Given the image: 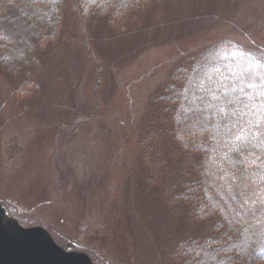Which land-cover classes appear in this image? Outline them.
<instances>
[{
    "label": "rangeland",
    "instance_id": "obj_1",
    "mask_svg": "<svg viewBox=\"0 0 264 264\" xmlns=\"http://www.w3.org/2000/svg\"><path fill=\"white\" fill-rule=\"evenodd\" d=\"M97 1L0 0V206L92 264H264V245L243 253L231 242L250 240L244 219L264 241V160L246 158L256 182L239 189L224 158L231 121L217 116L210 129L204 111L190 126L199 109L166 121L163 99L217 43L264 63V0H128L117 15ZM203 88L191 81L178 105L191 108ZM177 122L190 146L213 132L210 209L206 191L198 211L183 191L192 158L153 144ZM224 211L233 225L212 220Z\"/></svg>",
    "mask_w": 264,
    "mask_h": 264
},
{
    "label": "trees",
    "instance_id": "obj_2",
    "mask_svg": "<svg viewBox=\"0 0 264 264\" xmlns=\"http://www.w3.org/2000/svg\"><path fill=\"white\" fill-rule=\"evenodd\" d=\"M127 3L128 0L97 1L100 11L112 8L113 15H117L119 9H121L120 7L127 5ZM225 43L230 44V47L232 48L226 52V60L220 62L222 68L220 69L219 67V69L216 68L213 70L212 66H215L218 62L212 64V60H219V57L222 55L219 54V51L223 50ZM237 51L240 52L239 50L234 49L233 42L227 41L215 44L205 53V55L199 57L195 62H193L192 66L188 70L180 71L177 76H175V82L178 81V85H175V82H172V85H170L169 88V93L164 95L163 99L165 102L164 109L166 108L167 110V115L164 119L166 121H171L172 116L173 118L179 116L180 112L184 118L192 116L193 113L195 114V117H191L190 119V126L192 124L194 126H198L200 125V122L206 118V126L211 129V125L215 123L217 116V118L222 117L225 120L227 118L231 121L228 129H232L230 131L233 133L232 136L235 138L232 141L230 140V143L227 144V149L225 150L224 148L225 152L224 150H222V152L225 153V157H223L226 158L225 160L228 169L235 177V184L238 185L239 189H242L245 185L248 186L251 182L252 184H255L256 182L254 172L249 168L250 166H248L246 158L254 157L260 161L264 160V107L260 106L259 100V97L264 96V87L261 86L264 84V63H256L255 61L252 62L251 66H249L248 64L251 62L244 57H237ZM241 53L244 54L243 51H241ZM207 68L212 71L206 70ZM205 70L206 78L203 77ZM196 80L201 81L204 87L202 93L198 92L199 95L196 96L197 100H195V102L191 105L188 104L191 108L184 107V105L181 104L178 105L177 94H181L182 96L189 95V84L191 81L194 83ZM249 84L253 85V87H249ZM241 89H243V91H241ZM244 105H248V107H245ZM252 105H256V107H253ZM193 109H199V111L190 113V110ZM204 111L206 112V117L203 113ZM209 112L212 113V116ZM179 125L180 122H177L175 123V128H173L172 125L168 128L167 126L164 128L159 127V131L163 134V138L159 139L152 134V137H155V142L153 144L157 146L161 143V145L164 146L172 145L173 143L178 147L180 153L183 152L186 156L189 155L192 158V160L189 159L188 161L187 172L185 170L179 172L182 173L184 177H190V179L185 178L180 180V182L183 181V183L189 182L183 185V191H186L189 187L188 195L192 193V195H194V199H192L193 202H188L189 204L191 203L194 205L197 211L203 206V199L199 196V194L206 191L208 200H206L205 208L206 210L210 209L213 207L214 201L209 193L207 194L209 184L207 181L206 183L205 180L203 181V173L205 171L206 173L208 172L206 170L208 155H211L210 158H212V153L215 154L216 152L214 151V148L217 149L215 146L214 135H212L213 132L211 133L210 131L211 135H209L208 140H205V143H203L199 138L194 139L192 142L195 143H193V146H190L189 143L183 139L184 136L179 135ZM153 129L155 128H152V130ZM211 137L212 142H210ZM220 156H222V154ZM215 157H217L216 154ZM162 167L163 165H161V168ZM168 172H170V170ZM184 177L182 176L180 178ZM247 182L249 183L246 184ZM186 185L188 187H186ZM204 186H206V190H204ZM195 189H199L200 192ZM183 194L184 192L181 195ZM185 198L186 200H191V196H187ZM224 212L225 214L221 213V216L214 215L212 220L219 221L221 218L226 221L228 220V225H233L236 218H234L233 214H228L227 211ZM248 223L251 222L244 219L243 224L248 225L247 232L250 233V240L246 241L241 238V236L237 238V240L234 239V241H231L233 244L239 242L240 249L243 253H247V250L251 251L254 248H257L258 246H256L255 243H257L259 247H263L264 245L263 235L258 233L257 229L253 227V224ZM241 229L238 228L235 233H239L238 235H241ZM225 236H228V233H226ZM233 236L234 235H230L231 240L233 239ZM249 242L254 244V246L252 244L248 245L247 243ZM215 254V251L206 252V259L210 257V260L214 261L216 259Z\"/></svg>",
    "mask_w": 264,
    "mask_h": 264
},
{
    "label": "water",
    "instance_id": "obj_3",
    "mask_svg": "<svg viewBox=\"0 0 264 264\" xmlns=\"http://www.w3.org/2000/svg\"><path fill=\"white\" fill-rule=\"evenodd\" d=\"M0 264L91 263L85 255L63 252L42 229H23L0 206Z\"/></svg>",
    "mask_w": 264,
    "mask_h": 264
},
{
    "label": "snow or ice",
    "instance_id": "obj_4",
    "mask_svg": "<svg viewBox=\"0 0 264 264\" xmlns=\"http://www.w3.org/2000/svg\"><path fill=\"white\" fill-rule=\"evenodd\" d=\"M262 87H264V84L261 85ZM249 87H253V85L249 84ZM241 91H243V89H241ZM251 99V97H250ZM260 100V106L264 107V96L259 97ZM245 107H248V105H244ZM253 107H256V105H252ZM223 111V109H222Z\"/></svg>",
    "mask_w": 264,
    "mask_h": 264
},
{
    "label": "bare ground",
    "instance_id": "obj_5",
    "mask_svg": "<svg viewBox=\"0 0 264 264\" xmlns=\"http://www.w3.org/2000/svg\"><path fill=\"white\" fill-rule=\"evenodd\" d=\"M23 229H25V228H23ZM31 229V228H30ZM64 252V251H63ZM65 253H68V252H65ZM78 254H81V255H84V254H82V253H78ZM86 256V255H85ZM87 257V256H86ZM88 258V257H87ZM88 260L90 261V263L92 264V262H91V260L88 258Z\"/></svg>",
    "mask_w": 264,
    "mask_h": 264
}]
</instances>
